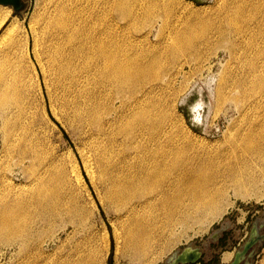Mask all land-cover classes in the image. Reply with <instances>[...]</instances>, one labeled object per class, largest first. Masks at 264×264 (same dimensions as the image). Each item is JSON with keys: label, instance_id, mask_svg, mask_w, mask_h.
I'll use <instances>...</instances> for the list:
<instances>
[{"label": "rangeland", "instance_id": "374dc122", "mask_svg": "<svg viewBox=\"0 0 264 264\" xmlns=\"http://www.w3.org/2000/svg\"><path fill=\"white\" fill-rule=\"evenodd\" d=\"M76 1L78 0H21V8L18 11L15 12L12 7H7L11 10L10 15L0 26L1 33L6 23L14 17L17 18V34L25 32L28 38V61L30 63L24 60L25 63L27 62L26 77H32V81L30 78L29 79L35 89L39 87L38 91L36 90L35 93L33 91V104H35H32V107H34L30 108L32 112L29 111V114L27 113L29 119L27 115L24 117V113L21 114V117L19 115L15 128L13 130L11 129L5 141L2 139V130H0V186L3 183V178L6 176L11 177L15 185H23L28 182V179L19 173L18 164L16 163L15 165V162H19L22 156V152H20L21 148L23 149V147H25V151L27 153L30 152L27 150L29 147V145H27L28 140L25 142L24 140H18V138L23 136V138L28 139L32 136V132H34L32 136L34 138L33 140H35L34 143L37 144L35 150L37 159L35 160L36 162L34 161L36 169H33V171L36 170L37 172L44 166L43 162H45V167L49 169L47 170V178L49 179L50 186V199L47 203H50V205L44 207L43 212L45 215L42 218H37L38 220L35 219L37 220L36 227L38 228L36 237L32 240V244L30 245L31 247L29 246L25 251L17 252L15 248L8 247L0 241V264H24L25 262L34 264L37 257H41L36 247V243L41 242L43 243V254L49 255L50 258L52 257L51 262L56 261L54 259H57V257H60L62 254H67V252L68 254H73L74 251L79 250L85 254L89 252L88 254L94 264H144L149 259L152 260V258V264H167L166 261L169 256L175 252H180L186 246H191L198 247L201 251V255L195 263L190 264H196L200 260L201 264H226V260L223 258L225 252H232L233 255L235 250H239L243 243L249 238L251 228L256 221L258 222L257 231H264V170H262L264 167V162H262L264 161V150L259 156L253 154L251 156L254 157H247L248 163H245L246 169L243 173L242 191L244 194L236 195L232 188L229 187L220 195L221 198H217L221 206L225 205L224 210L220 212L217 217L209 218L207 211L195 210L193 214L187 213L185 218H180L182 220L176 218L170 221L155 219L154 225L152 226L153 228L151 227L153 234L151 232L147 235L148 247L146 253L141 256L134 255L127 244L125 226H123L126 225L125 220L123 221V218H120L122 213H124V207L126 205L125 199H115L109 190L112 185L110 178L112 179L111 175L113 174L111 164L116 160L115 153L109 151V141H107V138L102 136L99 139L96 138L97 119L99 115L103 113L102 108L104 107L106 96L102 87L98 88L99 86L96 85L93 80L94 71L92 61L82 56L77 57L75 60V62L77 61V64L75 63V74L80 72L78 77L81 82L75 83L78 89L74 88V86L73 89H71L72 92H67V90H65L64 93V90L61 91L60 87L55 90L53 89L55 87L52 86V91H54L56 95L53 93V99L49 101V99H47L48 95H46L48 88L44 86L45 83L41 74V69L36 64V57L34 53L32 54L31 50L33 31H40L49 16H53L58 13L59 10L61 12L66 11L73 17H76L77 12L80 14L81 11L76 9ZM80 1L82 2V0ZM109 1H111V12H109V16L107 17V25L110 26L112 37L114 38V32L118 34V37L121 33L123 36L121 41L122 46L123 48L126 47L125 49L128 50V53L133 54L135 51H139L136 55L143 53H145L147 57L156 55V64L151 65L146 72V76H144V79H142L143 81L139 84L137 95L141 96V94H143L142 92H145V90L146 92L151 91L150 101H157L159 106L157 107V112H159L158 114L163 118L164 123L166 122L165 126L167 125V129L170 128L169 133L173 138H183L182 140L205 138L207 141L219 142L223 137L225 139L227 134L236 130L237 123H240V125L251 123L255 113L254 109L242 108V117L239 118V112L236 109L234 99H237L241 90H239V88L237 90L236 85H244L247 89L246 91H250L251 94L258 90V88H256L257 84L259 81H262L259 79L264 80V74L261 75V78H258L255 77L253 71L258 65L261 67L263 56L255 55L252 41L249 40L242 43L239 38L235 37L236 35L233 33L231 27L225 23L226 21L223 17L225 14L224 11L227 9V11L231 13L234 10V0H168V2L165 0V4H162L160 1L159 6H156V8L152 7L153 10L159 9L156 11L149 10L150 13H145L141 9H138V6L133 4V2H137V0H132V4L131 0H129V5H131L130 7L133 14L131 12L129 16L125 17L126 19L121 20L117 16V11H115L113 4L114 0ZM226 1L231 9L228 8L229 5ZM260 1H262L261 4ZM83 2H85V0ZM90 2L91 0H88L89 8L91 7ZM248 2L252 1L248 0ZM257 2L259 5L258 9H263L264 0H259ZM201 8H204L203 10L205 12L203 10H200L201 12L198 10ZM5 9L4 5H0V12ZM195 10L200 12L198 16H202L197 19L193 18L194 20H189L191 12ZM152 11L157 14L154 13L153 15ZM220 13L223 15L221 16ZM147 14L151 18L146 17ZM158 15L163 16L162 18L164 19L156 17ZM247 15L249 16V14ZM201 18L209 19L205 30L202 29L201 23H199ZM75 19L78 20L79 18L76 17ZM177 19L179 23H177ZM103 20L104 19H101L100 15L98 19L86 22L85 27L88 29L91 24L96 28L98 26L100 27L102 22H104ZM116 20L119 22L118 24L122 26L121 32L120 28L115 24ZM122 21L124 22L122 23ZM184 21H191L194 28V38H192L191 43L186 41L180 45V47L178 46L180 49L175 47L168 51H166V48L162 47V45L155 44L157 41V38H154L155 30L158 29L159 31V29H161L162 33L161 31L159 32L163 34L164 31L165 34V31L168 32L173 27H182V24H179ZM212 21L213 23H211ZM222 22L223 25L221 24ZM209 23L211 25L213 24L212 26L210 25L211 28L208 26ZM79 25L83 26L82 23H79ZM217 26L219 27L217 28ZM214 27H216V31H214ZM224 28L226 36L220 32V30H224ZM150 30L151 33L148 35V39H142V36H144L143 34L148 33ZM242 30H247L246 26H244ZM39 45L40 44L37 46ZM80 59L82 61H80ZM145 59L146 57L144 56L143 60ZM31 63L35 68L34 71L30 66ZM180 63L182 65H180ZM28 71L30 73H28ZM31 73L33 74L31 75ZM83 76L87 80H85ZM80 78L83 79L80 80ZM157 78L159 79L157 80ZM47 80L49 81V77ZM155 80H157L158 84ZM48 81V86H50L51 81ZM205 82L210 83L209 88ZM164 84H166V86H164ZM79 85L80 89L78 87ZM33 87H31L32 90H34ZM86 89H89V92L88 90L86 91ZM217 90L220 92V97L216 96ZM39 92L41 94H39ZM114 92L113 88L111 90V95ZM81 93L83 95H81ZM89 93L91 94L88 95ZM84 94H86L87 97ZM95 94L97 95L95 96ZM66 96H68V98ZM40 97H42V102ZM90 97H93L92 100ZM35 98L37 100H35ZM99 98L101 101H98ZM95 99L99 102L102 110ZM85 100H87V102H84ZM159 102H161V104ZM83 103H85L86 106L83 105ZM54 104L57 105L55 106ZM81 105L82 107H80ZM51 106H53V108ZM59 106H61V108H59ZM85 107H87L88 111L85 110ZM100 110L101 112L98 113L97 111ZM83 112H86L87 115L86 113L84 115ZM93 112L95 113L92 114ZM29 115L33 119L29 117ZM93 115L97 116V119L95 116L93 117ZM85 116L88 118L86 119ZM95 122L97 123L95 124ZM30 124H32V126ZM1 127L2 116L0 114V129H2ZM94 127H96V129ZM26 128L30 130L28 131ZM13 131L15 133H13ZM29 134L31 136H29ZM36 137H39V139ZM229 137L230 136L227 138ZM7 143L9 144L7 145ZM260 156H262L261 160ZM40 162H42L43 165ZM25 163L27 164L28 162L25 161ZM250 164H253L252 166L255 164L254 170ZM104 165L107 167H104ZM248 165H250V167ZM110 171L112 172L110 173ZM251 171L254 174H252ZM27 174L29 175L30 173ZM254 175L258 177L255 178ZM245 189L247 190L245 191ZM205 213L207 214L206 216H204ZM149 247L150 249H148ZM82 248H84V250ZM153 248L156 249L157 253ZM27 251L30 252L28 253ZM144 255L146 258H143ZM23 258H25V261H23ZM26 258H29V260ZM249 261L251 264H264V239L255 245L253 253L249 257Z\"/></svg>", "mask_w": 264, "mask_h": 264}, {"label": "bare ground", "instance_id": "6f19581e", "mask_svg": "<svg viewBox=\"0 0 264 264\" xmlns=\"http://www.w3.org/2000/svg\"><path fill=\"white\" fill-rule=\"evenodd\" d=\"M83 1L84 0H82V2ZM160 1L163 4L165 0H137V2L135 1L133 2V4H135V6L137 5L138 9H141L142 11L147 13L149 12V10H153L152 7L156 8V6H159ZM166 1L168 2V0ZM251 1L252 2H248V0H234V10L229 13L226 9V11H224L225 14L223 17L226 21L225 23H227L231 27L233 33H235V37L239 38L242 43L249 40L252 41L255 55L263 56L261 67H259L260 65H258V67H256L253 71L255 77L261 78V75L264 74V8L261 10L258 9L259 5L257 1L259 0ZM76 2V9L81 11L80 14L77 12L76 15V17L79 18L78 20H76V17L71 16L68 12H61L59 10L58 13L54 14L53 16L51 15L46 19V23L41 27L40 31L36 32V30L33 29L34 31L31 38L32 54L34 53V56L37 60L36 64L41 69V74L45 83L44 86L48 88H46L47 94H45L48 95L47 99H49V101L50 99H53L52 95H56V93L52 91V86L55 87L53 88L55 90L60 87L61 91L64 90V93L65 90H67V92H72L71 89H73L74 86V88L78 89L75 83L77 84L81 82L79 81L78 77L80 75V72L78 74H75V67L77 64V61L75 62V60L77 57L82 56L85 59L92 61L94 71L93 80L95 84L99 86L98 88L102 87V89L105 91L106 96V101L104 102V107L102 108V112L104 113V115L103 113H101L103 116L99 115L98 119L97 116L93 115V117L95 116L98 120V123L95 122V124H98L96 138L99 139L101 136L107 138V141H109V151L111 153H115L116 157V160L112 162L113 164H111V170H113V174L111 175L112 179L110 178V181H112V185L109 190L115 199H125L126 205L124 207V213H122L120 218L122 217V220H125L126 223V225H122L125 226L124 229L127 244L131 248L130 250L134 255L141 256L147 251V235L152 232L151 230L153 228L152 226L154 225L155 219L169 221L175 218L183 219L185 218L187 213L193 214V211L195 210H205L207 211L209 218H215L225 208L224 204V206H221L218 203L219 199L217 198L220 197V195L223 194L227 188L231 187L236 195L244 194L242 191L243 173L246 169L245 165L248 163L247 157L253 154L259 156L264 150V80L259 79L262 81H259L257 84L256 88H258V90H256L252 94L250 93V91H246L247 89L244 85H236V89L238 90L239 88V90H241L239 96H237V99H234L236 109L239 112V118L242 117V108L254 109L255 113L250 124L240 125V123H237L236 130L226 135L225 139L230 136L226 139L227 141L224 139V137L219 142H211L205 140V138L194 137L193 140H182L183 138L175 139L169 133L170 128L168 127L169 129H167V125L165 126L166 122L164 123L163 118L158 114L159 112H157V107H159L157 101H150L151 91L146 92V90L144 89L145 92H142L143 94H141V96L137 95L139 84L143 81L142 79H144V76H146V72L149 70L151 65L156 64V55L149 57H147L145 53L136 55V53L139 51H135V53L133 54L128 53V50L125 49L126 47L123 48L122 46L121 41L123 39V36L120 33L122 30V26L118 24L119 22H117V20L115 21V24L118 28H120V34L118 37V34L114 32V38L112 37V31H110L109 28L110 26L107 25V17L109 16V12H111V1L91 0L90 8L88 7V0H85V2L83 3L80 0ZM261 2L262 1H260V4ZM113 4L115 7V11H117V16L120 20L126 19L125 17L129 16L132 12L130 7L131 5H129V0H114ZM8 6L10 5H4V8L6 9L0 12V26L10 15L11 10L10 8H7ZM228 8L231 9L230 5ZM158 9L154 10L156 11ZM203 9L204 8L198 10L200 11ZM200 12H198L197 10H195L194 12L192 11L190 14L191 19L189 18V20L201 17L202 15L198 16ZM247 14H249V16ZM100 15L101 19H104V22H102L100 27L98 26L96 28L92 26V24L88 27V29L85 27L86 22L96 20ZM220 15L222 16L223 14L220 13ZM146 17L150 16L147 14ZM156 17L164 19L162 18L163 16L158 15ZM186 19L188 20L187 17ZM208 20L202 18L201 20H199L202 29L205 30ZM124 21H122V23ZM79 23H82L83 26H80ZM177 23H179V21ZM211 23H213V21ZM181 24L182 27H173L168 32L165 31V34L164 31L163 34H161V29H159L161 33L158 31V29L155 30L154 38H157L155 44H159L160 46L162 45V47H165L166 51H168L170 49H174L175 47L179 48L180 45H182L186 41L188 43H191L192 38H194V28L191 24V21L180 22L179 25ZM221 24L223 25V22ZM210 25L211 24L209 23L208 26L210 27ZM17 26V18L14 17L12 20L6 23L0 33V114L2 116V129L0 130H2V139H4V141L8 138L11 129L13 130L15 128L16 121L19 118L18 116L20 115L21 117V114L24 113L23 115L25 117L27 113L29 114L30 108L32 107V104L34 102L33 94L36 90L38 91L39 89V87L38 89H35L32 86V82L30 83V79L32 78L31 76H29L30 79L26 77L27 62L25 63L24 60L28 61L29 58V51L27 47L28 38L25 32L17 34ZM219 26H217V28ZM244 26H246L247 30H242ZM214 28V31H216V27ZM222 29L220 30V32L225 35V28L224 30ZM150 33L151 30L146 34H143L144 36L141 35L143 37L141 38L148 39V35ZM38 44H40V47L37 46ZM144 56L146 57L145 60H143ZM80 61L82 60L80 59ZM180 65L182 64L180 63ZM30 66L34 71L35 68L32 63ZM28 73L30 72L28 71ZM33 73H31V75ZM48 77L49 81H51V88L47 83ZM83 78H80V80ZM158 79L159 78H157V80ZM157 80H155L156 83ZM205 84H207L209 88L210 83L205 82ZM164 86H166V84H164ZM31 87H33L34 90H32ZM78 87L80 89V85ZM113 88L115 94L113 93L111 95V90ZM87 90L89 92V89H86V91ZM216 92V96L220 97L219 90H217ZM39 94L41 93L39 92ZM90 94L91 93H89L88 95ZM81 95L83 94L81 93ZM96 95L97 94H95V96ZM66 97L68 98V96ZM100 98L98 99V101L100 100ZM41 99L42 97H40V100ZM35 100L37 99L35 98ZM84 102H87V100H85ZM159 103L161 104V102ZM97 104H99V102H97ZM83 105H85V103H83ZM51 107L53 108V106ZM80 107H82V105ZM59 108H61V106H59ZM85 108V110L88 111L87 107ZM101 110L97 112L99 113L101 112ZM95 112H93L92 114H94ZM29 117L31 116L29 115ZM30 125L32 126V124ZM94 128L96 129V127ZM27 130L29 131L30 129ZM13 133L15 132L13 131ZM31 134L33 136L34 132H32ZM29 136L31 135L29 134ZM32 136L28 139L23 138V136L18 138V140L20 141L24 140L26 142V140H28L27 145H29V147L27 148V150L30 152L27 153L25 151V147H23V149L19 148L21 150L20 152H22V156L20 157L19 162H15V165L16 163L18 164L17 166L19 173L23 177H26L28 179V182L23 185H15L12 182L11 177L6 176L5 178H3V183L0 186V241L8 247L15 248L17 252L27 250L28 247L32 244V240L36 237L38 228L36 227V221L45 215L43 212L44 207L50 205V203L47 204L50 199V186L49 179L47 178V170L49 169L45 167V162L42 161L44 163V166H42L41 169H39L37 172L36 170L33 171V169H36L34 161L37 159V153L35 152L37 144L34 143L35 140H33L34 138ZM36 138L39 139V137ZM8 144L9 143H7V145ZM261 158L262 156H260V160ZM24 160L28 163L26 164ZM106 165H104V167ZM250 165L248 166L250 167ZM254 166H252L253 170ZM262 170H264V167ZM111 172L112 171H110V173ZM27 173L30 174L28 175ZM256 177L258 176H255V178ZM246 190L247 189H245V191ZM207 214L205 213V215H203L206 216ZM42 244V242L36 243L37 250H39V255H41V257H37L34 264H94L88 254L89 252L85 254L79 250L74 251L73 254H68V252L66 251L67 254H62L60 257H57V259H54L56 261L51 262L52 257L50 258L49 255L43 254ZM82 249L84 250V248ZM148 249H150V247ZM154 250L157 253L156 249ZM231 256L232 252H227L224 254L223 258L228 261ZM143 258H146V256L144 255ZM24 259L25 258H23V261H25ZM27 260H29V258ZM152 263L153 258L152 260L149 259L144 264ZM24 264L29 263L25 262Z\"/></svg>", "mask_w": 264, "mask_h": 264}, {"label": "water", "instance_id": "95a60500", "mask_svg": "<svg viewBox=\"0 0 264 264\" xmlns=\"http://www.w3.org/2000/svg\"><path fill=\"white\" fill-rule=\"evenodd\" d=\"M0 4L10 5L16 12L21 8V0H0ZM264 238V235L259 236L256 226L251 229L249 238L244 242L242 247L234 253L233 259L230 264H239L245 259L246 252L255 244L259 239ZM201 255L198 247L186 246L180 252H175L167 259V264H190L195 263ZM250 257V255L248 256ZM246 264H250L246 262Z\"/></svg>", "mask_w": 264, "mask_h": 264}, {"label": "flooded vegetation", "instance_id": "af4514ba", "mask_svg": "<svg viewBox=\"0 0 264 264\" xmlns=\"http://www.w3.org/2000/svg\"><path fill=\"white\" fill-rule=\"evenodd\" d=\"M256 226V228H258L257 227V225H258V222L256 221L254 224H253V226ZM252 229V228H251ZM258 235L259 236H262V235H264V231L263 232H258ZM264 238H262L261 237V239H259L258 241H256L255 242V244L246 252V256H245V259L243 260V261H241L239 264H246V262H249L250 263V261H249V255H252V253H253V249H254V247H255V245L258 243V242H260L261 240H263ZM244 244V243H243ZM237 250H235L234 252H233V255L231 256V258L228 260V261H226V264H230V262L232 261V259H233V256H234V253L236 252ZM228 252V251H227ZM227 252H225V253H227ZM223 262H225V261H223ZM196 264H201V260L198 262V263H196ZM251 264V263H250Z\"/></svg>", "mask_w": 264, "mask_h": 264}]
</instances>
